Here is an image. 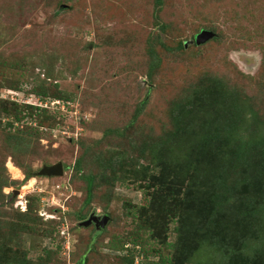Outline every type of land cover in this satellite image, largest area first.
<instances>
[{
	"label": "rangeland",
	"instance_id": "obj_1",
	"mask_svg": "<svg viewBox=\"0 0 264 264\" xmlns=\"http://www.w3.org/2000/svg\"><path fill=\"white\" fill-rule=\"evenodd\" d=\"M203 30L213 37L196 43ZM207 77L222 78L261 112L253 129L264 135V0H0V167L9 176L2 193L13 203L0 202V264H79L84 256L83 264H169L177 222L160 221L150 208L143 174L124 180L106 170L111 178L89 204L81 175L96 172L98 160L116 164L120 151L139 156L124 135L98 141L131 122L134 134H162L172 101ZM15 103L23 110L18 121ZM18 130L24 139L15 145L9 135ZM83 146L92 152L77 170ZM225 152H234L233 143ZM58 162L64 174H38ZM28 209L42 219L32 233L18 228ZM78 212L110 219L97 232L79 223ZM256 218L253 241L264 239V211ZM151 222L165 224L167 245L163 234H149ZM134 236L143 246L134 248ZM204 250L192 264L219 262Z\"/></svg>",
	"mask_w": 264,
	"mask_h": 264
},
{
	"label": "trees",
	"instance_id": "obj_2",
	"mask_svg": "<svg viewBox=\"0 0 264 264\" xmlns=\"http://www.w3.org/2000/svg\"><path fill=\"white\" fill-rule=\"evenodd\" d=\"M198 82L192 85L191 94L172 101L167 113L171 125L162 134H144L146 137L142 133L134 134L131 130L133 122L126 126L127 131L109 128L104 132L99 143L110 133H115L116 137L124 135L127 138L124 146L133 150L136 146L141 154L134 158L122 151L117 152L116 164H112L114 160L109 163L98 160L96 172L81 175L87 184L85 202L89 204L92 201L95 187H99L101 182L108 183L111 178L106 174L108 169L119 171L123 179L124 175L127 179L143 174L146 183L139 187L151 190L150 208L160 221L177 222L174 228L177 238L169 244V232H166L163 222L162 225L147 224L151 231L149 234H163L162 243L172 247L169 264H192L202 249L210 257L213 253L219 254L217 264H258L261 255L257 252H264V230L263 240L248 238L255 231L256 217L264 211V135L253 129L254 124L258 125L256 118H260L261 112L251 103L241 102L234 91L226 88L222 78L207 77ZM146 101L147 97L141 105ZM15 109L12 113L14 119L21 120L23 110L19 104ZM141 110L142 107H138L133 119H138ZM22 131L9 135L15 145L23 143ZM137 139H141L139 146ZM232 143L234 152H225ZM91 152L89 146H83V154L75 162L77 170L87 163ZM140 158H145L147 163H140ZM15 162L23 167L19 159ZM12 169L16 173L20 171L17 167ZM25 172L26 178L32 177L30 171ZM191 174L196 180L187 183ZM8 184L9 176L2 164L0 202L8 200L13 205L11 194L6 196L2 193ZM24 215L27 219L18 228L28 233L35 232L42 219L38 220V215L31 209L24 211ZM86 217L87 214L78 212L79 220ZM100 231L104 229L97 232ZM141 239L134 236L131 240L134 248L143 246L144 240ZM121 241L120 248L124 249L126 242ZM209 260L201 261V264H216ZM84 262L85 256L79 264Z\"/></svg>",
	"mask_w": 264,
	"mask_h": 264
},
{
	"label": "water",
	"instance_id": "obj_3",
	"mask_svg": "<svg viewBox=\"0 0 264 264\" xmlns=\"http://www.w3.org/2000/svg\"><path fill=\"white\" fill-rule=\"evenodd\" d=\"M214 33L209 30H203L201 33L196 34L195 41L197 43H203L206 40L212 38ZM39 175H62L64 174V166L62 162H58L56 164H52L50 166H44L41 170L38 171ZM109 215H104L103 217L101 215L92 213L87 219H84L80 221L79 223L84 226H88L92 223L96 225L97 229H100L101 227H105L109 222Z\"/></svg>",
	"mask_w": 264,
	"mask_h": 264
},
{
	"label": "flooded vegetation",
	"instance_id": "obj_4",
	"mask_svg": "<svg viewBox=\"0 0 264 264\" xmlns=\"http://www.w3.org/2000/svg\"><path fill=\"white\" fill-rule=\"evenodd\" d=\"M94 224V223H93ZM94 226L96 227V225L94 224Z\"/></svg>",
	"mask_w": 264,
	"mask_h": 264
}]
</instances>
